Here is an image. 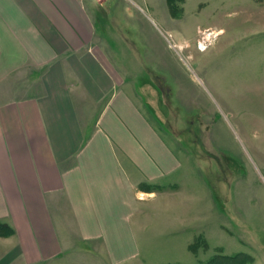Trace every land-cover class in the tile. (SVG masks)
Segmentation results:
<instances>
[{"label":"crops","instance_id":"obj_1","mask_svg":"<svg viewBox=\"0 0 264 264\" xmlns=\"http://www.w3.org/2000/svg\"><path fill=\"white\" fill-rule=\"evenodd\" d=\"M109 1L0 0V264H169L139 234L182 162L124 87Z\"/></svg>","mask_w":264,"mask_h":264},{"label":"rangeland","instance_id":"obj_2","mask_svg":"<svg viewBox=\"0 0 264 264\" xmlns=\"http://www.w3.org/2000/svg\"><path fill=\"white\" fill-rule=\"evenodd\" d=\"M108 5L116 21L108 51L124 87L182 162L163 203L144 205L155 213L143 215L140 256L176 264L243 253L244 264H264V0H185L180 16L166 0ZM210 30L216 36L200 49ZM168 199L194 204L198 222L166 226L155 208Z\"/></svg>","mask_w":264,"mask_h":264},{"label":"trees","instance_id":"obj_3","mask_svg":"<svg viewBox=\"0 0 264 264\" xmlns=\"http://www.w3.org/2000/svg\"><path fill=\"white\" fill-rule=\"evenodd\" d=\"M185 0H166L167 6H169L170 9V13L174 16H180L183 13V7L181 6V4L184 3ZM6 225L2 222H0V229L5 228ZM3 231L0 230V233H2ZM8 232H3V233H9ZM201 239V238H200ZM200 239L196 240V242H194V244L191 245V248L196 249L197 243L199 244ZM243 253H235L232 255H228V254H221L219 253V255H214L211 258L207 259L206 261H201L198 264H244V259L242 258ZM241 258V259H240ZM186 264V263H183Z\"/></svg>","mask_w":264,"mask_h":264},{"label":"bare ground","instance_id":"obj_4","mask_svg":"<svg viewBox=\"0 0 264 264\" xmlns=\"http://www.w3.org/2000/svg\"><path fill=\"white\" fill-rule=\"evenodd\" d=\"M212 34L214 36H216V33H213L212 30L202 33V36L204 35V37H203L204 40L200 39V41H199V42H201V44H199L200 49H205L207 47V44H206L207 40L209 39L210 35H212Z\"/></svg>","mask_w":264,"mask_h":264},{"label":"built area","instance_id":"obj_5","mask_svg":"<svg viewBox=\"0 0 264 264\" xmlns=\"http://www.w3.org/2000/svg\"><path fill=\"white\" fill-rule=\"evenodd\" d=\"M199 44H201V42Z\"/></svg>","mask_w":264,"mask_h":264}]
</instances>
